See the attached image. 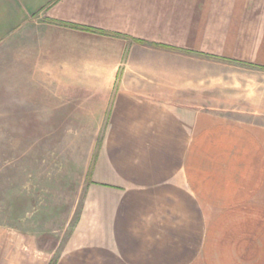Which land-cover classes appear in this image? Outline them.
Masks as SVG:
<instances>
[{"label":"crops","instance_id":"0c3cea01","mask_svg":"<svg viewBox=\"0 0 264 264\" xmlns=\"http://www.w3.org/2000/svg\"><path fill=\"white\" fill-rule=\"evenodd\" d=\"M193 55L264 69V0H0L9 109L101 129L63 249L0 231V264H209L226 221L264 212V125L211 106Z\"/></svg>","mask_w":264,"mask_h":264},{"label":"rangeland","instance_id":"374dc122","mask_svg":"<svg viewBox=\"0 0 264 264\" xmlns=\"http://www.w3.org/2000/svg\"><path fill=\"white\" fill-rule=\"evenodd\" d=\"M193 57L195 67L208 76L195 82L207 84L211 106L219 104L222 115L242 125H264V69ZM3 92L0 87V231L3 236L9 230L32 234L37 246L53 253V260L77 224L101 129L91 125L88 110H11L9 94ZM243 130L242 145H249ZM250 208L249 202L243 205L241 217ZM261 209L255 221L224 223L226 237L211 248L209 264H264ZM230 216L226 214L227 220Z\"/></svg>","mask_w":264,"mask_h":264}]
</instances>
